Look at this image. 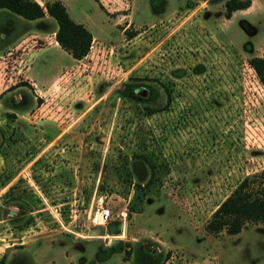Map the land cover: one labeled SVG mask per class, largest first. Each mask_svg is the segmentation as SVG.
Masks as SVG:
<instances>
[{
    "label": "rangeland",
    "instance_id": "rangeland-1",
    "mask_svg": "<svg viewBox=\"0 0 264 264\" xmlns=\"http://www.w3.org/2000/svg\"><path fill=\"white\" fill-rule=\"evenodd\" d=\"M61 1L92 33L81 58L49 14L0 8V259L135 264L147 244L164 264H264V222L205 228L264 170V0L230 17L226 0ZM98 198L113 215L92 225Z\"/></svg>",
    "mask_w": 264,
    "mask_h": 264
},
{
    "label": "trees",
    "instance_id": "trees-1",
    "mask_svg": "<svg viewBox=\"0 0 264 264\" xmlns=\"http://www.w3.org/2000/svg\"><path fill=\"white\" fill-rule=\"evenodd\" d=\"M250 3L251 0H226L225 16L230 17L233 10L245 8ZM0 8L19 14L26 19H37L49 14L57 22L55 38L64 50L74 58H81L89 52L92 40L91 31L82 22L71 17L61 0H47L43 4L38 0H0ZM248 62L264 86V56L253 55ZM129 94L130 96H137L134 86L130 89ZM143 105L147 113L159 109L152 104L144 103ZM124 158V166L128 167V157L125 156ZM123 174L122 180L126 186L118 193L125 196L126 192H129L128 187L132 181V175L130 170H126ZM259 177L264 178V170L252 176H246L236 184L213 210L205 224L207 231L217 233L224 229L229 234H233L239 232L248 221L264 222V182H260ZM19 207L18 212H23V204L20 203ZM137 247L158 249L147 244H141ZM136 263L151 264L155 261L152 260L151 255H148V252H140ZM0 264H4V258L0 259ZM16 264H26V262L19 260Z\"/></svg>",
    "mask_w": 264,
    "mask_h": 264
},
{
    "label": "built area",
    "instance_id": "built-area-1",
    "mask_svg": "<svg viewBox=\"0 0 264 264\" xmlns=\"http://www.w3.org/2000/svg\"><path fill=\"white\" fill-rule=\"evenodd\" d=\"M113 209L102 198H98L96 203L92 202L88 211L87 221L92 225L105 224L110 221Z\"/></svg>",
    "mask_w": 264,
    "mask_h": 264
},
{
    "label": "flooded vegetation",
    "instance_id": "flooded-vegetation-1",
    "mask_svg": "<svg viewBox=\"0 0 264 264\" xmlns=\"http://www.w3.org/2000/svg\"><path fill=\"white\" fill-rule=\"evenodd\" d=\"M140 252H148V255H151L152 260L155 261V263L151 264H164V255H166V253H163L161 249H155L153 247H134L131 249V259H133L135 264H137L136 262Z\"/></svg>",
    "mask_w": 264,
    "mask_h": 264
}]
</instances>
